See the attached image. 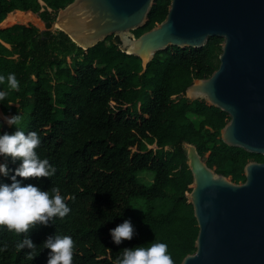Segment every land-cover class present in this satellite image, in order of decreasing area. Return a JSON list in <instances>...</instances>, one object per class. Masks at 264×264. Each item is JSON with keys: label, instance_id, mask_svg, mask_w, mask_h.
I'll use <instances>...</instances> for the list:
<instances>
[{"label": "trees", "instance_id": "16d2710c", "mask_svg": "<svg viewBox=\"0 0 264 264\" xmlns=\"http://www.w3.org/2000/svg\"><path fill=\"white\" fill-rule=\"evenodd\" d=\"M73 1L0 0V91L7 93L0 113H19L23 130L40 136L38 155L56 168L52 177L25 183L59 188L70 208L29 233L0 226V264H46L42 242L55 233L72 237V264H114L123 248L155 241L165 242L174 264H181L196 251L199 232L187 198L193 175L184 143L195 144L210 168L235 183L246 181L247 163L264 162L223 142L226 112L186 98L187 87L219 68L223 39L210 38L201 49L169 47L143 71L141 59L122 51L118 37L83 50L64 32L50 31ZM171 1L156 0L146 25L133 34L138 38L162 23ZM9 73L18 90L8 85ZM2 131L15 126L4 124ZM8 166L17 165L9 160ZM144 173L153 175L151 182L140 177ZM124 219L137 234L116 245L109 229ZM28 234L37 248L18 251L16 242Z\"/></svg>", "mask_w": 264, "mask_h": 264}, {"label": "water", "instance_id": "95a60500", "mask_svg": "<svg viewBox=\"0 0 264 264\" xmlns=\"http://www.w3.org/2000/svg\"><path fill=\"white\" fill-rule=\"evenodd\" d=\"M155 1L74 0L50 31L64 32L83 50L118 37L143 71L169 47L201 49L222 38L219 68L187 87L186 98L230 116L221 131L226 145L264 156V0H172L166 19L137 38L133 31L146 25ZM184 149L199 232L196 251L181 264H264V162L247 163L246 181L235 183L210 168L195 144Z\"/></svg>", "mask_w": 264, "mask_h": 264}, {"label": "clouds", "instance_id": "9594fccd", "mask_svg": "<svg viewBox=\"0 0 264 264\" xmlns=\"http://www.w3.org/2000/svg\"><path fill=\"white\" fill-rule=\"evenodd\" d=\"M5 77L0 76V81ZM10 88L19 89V81L15 73L7 75ZM7 93L0 91V100ZM22 116L19 113H0V177H7L10 182L0 179V226L16 234L29 233L30 228L37 224L48 225L54 217H65L70 208L64 201L57 187L44 190L34 183H25L29 178L52 177L56 168L47 158H41L36 149L41 139L36 131L25 132L20 126ZM4 124L15 126V131H2ZM16 164L12 169L8 162ZM11 173V174H10ZM22 178V179H18ZM137 234L131 219H124L122 223L109 229L112 242L120 245L123 241H131ZM73 239L69 235L53 234L43 242V249H48L46 264H72ZM16 249L27 247L37 248L30 235H24L15 244ZM27 257L33 260L36 255L32 251ZM114 264H174L168 245L155 241L147 246L125 247L117 256Z\"/></svg>", "mask_w": 264, "mask_h": 264}, {"label": "rangeland", "instance_id": "374dc122", "mask_svg": "<svg viewBox=\"0 0 264 264\" xmlns=\"http://www.w3.org/2000/svg\"><path fill=\"white\" fill-rule=\"evenodd\" d=\"M36 23L39 25L40 29L43 30V29L45 28L44 25L39 24L37 21H36ZM58 31H59V30H58ZM58 31H57V32H58ZM131 34H132V33H131ZM0 161H2V158H0ZM140 177L144 180V182H151L152 179H153V175L150 174V173H144V174H141Z\"/></svg>", "mask_w": 264, "mask_h": 264}, {"label": "bare ground", "instance_id": "6f19581e", "mask_svg": "<svg viewBox=\"0 0 264 264\" xmlns=\"http://www.w3.org/2000/svg\"><path fill=\"white\" fill-rule=\"evenodd\" d=\"M57 28H59V27L57 26Z\"/></svg>", "mask_w": 264, "mask_h": 264}]
</instances>
